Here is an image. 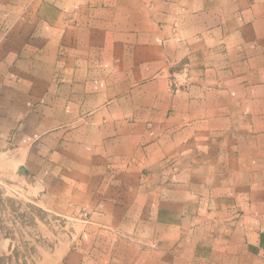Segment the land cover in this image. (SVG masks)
I'll use <instances>...</instances> for the list:
<instances>
[{"label": "crops", "instance_id": "0c3cea01", "mask_svg": "<svg viewBox=\"0 0 264 264\" xmlns=\"http://www.w3.org/2000/svg\"><path fill=\"white\" fill-rule=\"evenodd\" d=\"M104 1L83 9L87 19L69 33L58 20L63 0L55 8L48 0H0V187L31 184L36 175L73 186L87 180L83 169H92L95 181L110 177L109 168L168 155L173 167L187 169L181 178L171 174L173 187L161 198L167 204L159 201L156 211L159 225L173 235L166 245L159 240L156 252L137 250L129 264H264V0ZM160 8L184 9L178 20L199 32L189 38L190 51H167L198 53L199 88L191 86L197 95L168 88L164 51H128L120 43L129 31L123 23H157ZM197 103L200 111H191ZM166 115L167 135L145 128ZM192 136L199 153L177 160L180 148L191 151L181 144ZM215 148L221 158L212 161ZM224 168L229 173L221 176ZM197 181L208 185L199 197L188 186ZM217 182L244 212L220 207L218 214H234L221 227L231 233L229 241L211 240L198 226L207 239L193 241L194 227L180 222L196 215L198 200L213 195L210 185ZM244 183L251 184L247 191ZM119 248L114 264L128 263L123 243ZM197 248L206 254L199 250L195 257Z\"/></svg>", "mask_w": 264, "mask_h": 264}, {"label": "rangeland", "instance_id": "374dc122", "mask_svg": "<svg viewBox=\"0 0 264 264\" xmlns=\"http://www.w3.org/2000/svg\"><path fill=\"white\" fill-rule=\"evenodd\" d=\"M48 1L49 5L55 8L56 0ZM104 2V0H63V15L58 20L64 24V31L69 33L75 31L79 26L78 22L87 19L85 14L84 16L79 14L83 9L93 10L99 5L103 7ZM180 10L174 13L173 9L160 8L161 17L153 24L136 26L123 23V31L125 27L129 31L123 33V40L120 43L128 51H164L161 68L167 78L168 88L186 95L190 93L193 96L198 92L191 93L193 91L191 86L197 85L199 88L200 83V56L197 53L189 57L184 52H181V55L167 54V51H190L192 42L189 38L196 35L190 33L189 24L185 22L181 24L178 20L185 12L182 11L184 9ZM195 33L199 36L198 30ZM193 51H199V47ZM207 90L211 88L208 87ZM191 106V111H200L198 103ZM213 106L215 107L214 103L209 104L208 110ZM153 110L152 108L149 112ZM167 117L168 115L160 123L148 120L145 128L149 131L160 129L162 134L167 135L170 130H167ZM193 138V136L187 137V141L181 144L190 146L191 151L189 152L190 148H180L176 156L177 160H191L192 156L199 153ZM207 148L210 150V147ZM215 150L216 148L210 151L212 161L221 158L217 157L218 153ZM223 154L230 155V153ZM37 170L40 171L38 164ZM184 170L187 171L182 167H173L169 156L166 155L162 161L146 162L139 167L109 168L107 173L110 177L98 175L95 181L92 177L94 171L83 169L88 175H82L81 179L87 180L79 183V186L57 187L54 175L33 176L31 184L26 185L21 182L2 185L0 187V264H114L115 261H119L121 243H123V255L127 258L123 260L128 261L123 264H129V260L135 257L137 250L144 251L145 255L147 252L151 254L153 251H158L159 249L152 247L157 246L159 240L166 245L170 240L169 236L173 235L159 225L156 216L157 208L160 206L159 201L167 204L161 198L173 187L170 183L171 174L177 172L176 177L181 178L178 174ZM220 170L221 176L229 173L225 168ZM108 179L110 182H106ZM213 184L210 188L212 187L213 195L218 201L212 199L213 195L208 199L198 200L196 215L186 217V221L180 222L181 228L187 225L194 227L190 236L193 241L207 239L204 234L199 233L197 226L204 231H210L211 240L218 238L229 241L231 233L221 227L231 223L234 214L229 211L228 215L222 216L218 214L220 207H223L224 211L229 210L228 205H230L231 211L233 206L239 212H244L241 204L237 207L233 194L225 190L226 185H221V182ZM244 184L247 191L251 184ZM260 185L255 184V186ZM188 186L198 197L201 195V190L205 193L208 189L207 183L199 181ZM180 191H185V188L181 187ZM202 208L207 210L206 213L200 214ZM178 239H183L181 234ZM199 250L201 253L207 252V249L197 248L195 257H199ZM116 251L114 256L113 253ZM198 260L197 258L193 261Z\"/></svg>", "mask_w": 264, "mask_h": 264}]
</instances>
